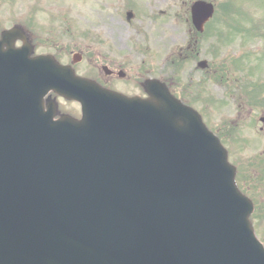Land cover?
Listing matches in <instances>:
<instances>
[{
  "label": "water",
  "instance_id": "95a60500",
  "mask_svg": "<svg viewBox=\"0 0 264 264\" xmlns=\"http://www.w3.org/2000/svg\"><path fill=\"white\" fill-rule=\"evenodd\" d=\"M192 12L201 29L214 9ZM11 61L0 57V264H264L253 204L197 112L157 83L153 99H127ZM50 91L81 102L83 120L54 122Z\"/></svg>",
  "mask_w": 264,
  "mask_h": 264
},
{
  "label": "rangeland",
  "instance_id": "374dc122",
  "mask_svg": "<svg viewBox=\"0 0 264 264\" xmlns=\"http://www.w3.org/2000/svg\"><path fill=\"white\" fill-rule=\"evenodd\" d=\"M99 1L73 0L74 18L75 22L79 23L80 29L89 28V24L86 22L88 14L97 15L100 13L102 3L100 4ZM136 1L140 4L138 13H142L141 9L144 8L146 13L136 16V25L146 23L150 27L153 26V23H163L166 30L165 34H159L154 38L155 42L154 40L149 42L153 49L147 51L149 61H151L148 64L149 68L155 71L153 78L162 77L166 81L172 79L174 82L171 84V88L175 95L197 110L208 128L224 141L225 147L230 151V162L239 169L238 182L240 186L258 204L252 216V223L258 238L264 244V199L261 197L262 192H259L261 186L264 187V168L259 169L261 163H264V133L260 131L262 124L259 123L261 116L259 112L264 108V90L261 91V96L249 101L246 95L238 94L235 90L241 84L234 83V81L237 78L242 79V74L232 73L229 75V84L221 85L217 80L212 82L210 78H207V71L197 69V64L203 60H206L209 65L213 64L214 67L228 66L231 69L229 59L234 62L242 57L243 60V54L247 56V53H253L254 57L249 58V65L252 66L250 69L252 78L254 81L262 80L264 82V37L258 41L259 37L254 39L250 35L251 41L245 39L242 42L236 35V37L230 38L232 40L228 45L231 47L221 45L218 48V57L213 58L211 54V49L215 48L217 42L215 37L218 36L214 34L217 28L226 27L228 34L234 35L231 32V17L236 20L234 26L239 24L236 26L238 28H234L235 30L243 28L246 32L258 31V25H261L263 29L260 32H264V0H209L217 7L216 20L204 35L198 34L199 36L194 29L191 30L192 23L188 20L192 3L198 0ZM161 10L167 12V15L161 18L162 22H157L158 18L154 19V17ZM165 20L167 21L165 22ZM249 27H252L251 30L248 29ZM254 36H256L255 33ZM74 38H78L77 34H74ZM157 49L161 52L159 56L156 55ZM180 54L186 56L188 54L190 57L184 61L180 58ZM168 58L170 61L167 63L165 60ZM190 59L192 60L190 61ZM174 61H176L175 64H173ZM245 61L247 60L245 59ZM181 63H183L182 66ZM185 88L189 89L187 94L183 92ZM231 92L234 95H231ZM251 102L254 106L262 104L259 107H254L258 109L255 110L253 118L252 116L248 117L249 111L253 108ZM239 104L243 107L242 112H239ZM61 105L75 110L74 105L63 106L64 102H61ZM238 113H241L242 116H239ZM230 132L233 133L231 137L228 136ZM255 167L257 168L254 169Z\"/></svg>",
  "mask_w": 264,
  "mask_h": 264
},
{
  "label": "flooded vegetation",
  "instance_id": "af4514ba",
  "mask_svg": "<svg viewBox=\"0 0 264 264\" xmlns=\"http://www.w3.org/2000/svg\"><path fill=\"white\" fill-rule=\"evenodd\" d=\"M99 2L100 13L88 14L89 28L80 29L74 18L73 0H0V40L15 31L8 40L12 46L5 50L30 49L31 57L50 56L55 67L70 68L76 77L127 96L147 98L144 86L155 72L148 64L147 51L153 49L149 42L166 33L164 25H136V16L146 14L145 8L138 13L140 4L136 0ZM166 15L161 10L154 19L162 22ZM157 51L159 56L161 52ZM47 98L57 103L61 100L55 94Z\"/></svg>",
  "mask_w": 264,
  "mask_h": 264
}]
</instances>
